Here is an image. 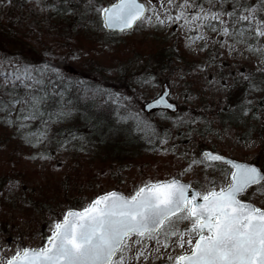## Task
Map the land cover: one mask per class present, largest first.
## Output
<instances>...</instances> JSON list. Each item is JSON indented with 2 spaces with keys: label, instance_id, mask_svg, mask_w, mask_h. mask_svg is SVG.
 <instances>
[{
  "label": "rangeland",
  "instance_id": "1",
  "mask_svg": "<svg viewBox=\"0 0 264 264\" xmlns=\"http://www.w3.org/2000/svg\"><path fill=\"white\" fill-rule=\"evenodd\" d=\"M58 1L31 0L29 4L34 6V11L23 13L21 25H16L10 32L0 27V96L9 100L12 96L23 95L24 90H14L13 83L40 81L38 75L42 77L45 72H58L65 78L77 76L74 78L81 82L93 81L108 94L104 104L107 110L96 101V113H122L132 117L129 128L139 133L140 141L121 145L123 155L104 157L103 146L104 152L108 153L113 142L123 139V132L122 135L105 136L103 146L99 145L91 123L78 126L77 120H81V115L85 117V110L90 107L76 110L75 104L67 100L56 108L55 113L59 114L54 125L44 126L41 135L38 129H26L28 118L17 126L15 132L14 124L20 122V119L15 121L16 113H42L39 107L52 103L42 102L43 94L38 110L24 105L25 110L21 111V104H17L11 110L1 111L0 115L9 113L11 118L5 115V124L0 120V130L8 134L9 139L0 143V264L24 247H42L47 240L42 234L48 233V236L51 233V225L61 218L63 208H68L67 199L74 203L83 201L86 206L95 195L104 191L116 189L130 196L145 182L171 177L188 181L201 192L212 181L217 189L227 185L231 167L206 161L202 153L204 149L214 148L230 157L254 161L264 171L261 140L255 137L243 139L237 135L238 131L261 126L264 131V80L251 79L253 72L254 75L257 71L264 74V53L255 51L264 48V38L250 32L246 22L232 24L227 16L222 17L228 21L224 26L232 31L227 37L222 31L211 30L212 27L222 29L218 22L193 20L194 16L203 15L201 7L231 12L233 0L223 4L221 0H214L215 7L209 0H189L192 7L184 9L179 5L185 0H176L171 6L168 0H140L149 9L145 17L150 19L137 22L123 32L109 31V39L103 35L101 17V25L92 18L94 23L90 24L96 32L95 38H101L98 42L101 49L99 46L86 54L82 53L83 48L80 57L73 60L79 50L63 44V23L54 20L50 25L49 15L55 19L61 11L56 7ZM66 1L75 6L81 4L84 8L92 6L96 11L97 7H105L115 0ZM260 2L239 0V4L247 6H258ZM181 11H184L187 22L184 17L175 22L169 19ZM241 11L238 6L237 12ZM258 16L264 17V13H258ZM157 17L162 24L158 23ZM242 30L244 35L240 36L238 33ZM21 31L26 35L23 36ZM84 41L88 42V39ZM161 47H165L164 51L173 50L174 54L168 62L159 65L154 58L155 51ZM69 48L72 56L66 53ZM16 51L39 58L40 69L36 72L31 60H13ZM26 69L32 79L16 80V76L22 75ZM134 71L136 74L131 80L128 74ZM232 82H235L233 87ZM248 84L251 86L249 91L240 93L241 85ZM165 86L169 88V99L176 103L177 109L174 112L166 109L144 111L143 103ZM60 92L64 94V90ZM239 95L245 101L237 118L238 124L233 126L227 121L224 124L215 121L209 128L208 120L215 116L208 111L227 108ZM57 127L62 128L60 135L55 134ZM194 160L200 163H193ZM185 169L189 170L185 172ZM242 199L264 207V187L252 186ZM186 226L180 225L181 228ZM146 243L148 259L141 258L130 264H170L168 256L181 251L174 243L167 250L160 248L159 251H156L159 246L154 241Z\"/></svg>",
  "mask_w": 264,
  "mask_h": 264
},
{
  "label": "snow or ice",
  "instance_id": "2",
  "mask_svg": "<svg viewBox=\"0 0 264 264\" xmlns=\"http://www.w3.org/2000/svg\"><path fill=\"white\" fill-rule=\"evenodd\" d=\"M225 2L227 0H221V4ZM175 3L176 0H168L170 6ZM209 3L215 7L214 0ZM238 6L242 9L239 13ZM179 7L184 9L192 4L185 0ZM232 9L227 12L201 7L203 15L194 16L193 20L216 21L222 29L212 27L211 30L222 31L227 37L232 35L229 27L224 26L228 21L222 19L227 16L232 24L246 22L250 32L264 38V17L258 16L264 13V0L258 6L233 0ZM147 10L138 0H116L109 7L96 8L104 28L121 32L150 19L145 17ZM182 17L187 22L184 11L169 19L175 22ZM157 20L163 23L158 17ZM238 34L243 36L244 31ZM255 51L264 53V48ZM28 79L32 77L27 69L16 76L21 82ZM39 102L40 98L35 96L30 99L12 96L6 102L0 100V111L11 110L17 104L31 105L38 110ZM204 158L230 165L231 179L226 186L217 189L212 181L201 192L172 178L145 182L130 196L116 191L98 195L81 210L70 209L62 220L55 221L42 247L18 250L7 264H130L141 258L148 259L145 255L147 241L159 246L156 251L167 250L174 243L181 251L168 256L170 264H264V207L242 199L252 186L264 187V172L211 153H205ZM193 163L200 162L194 160ZM181 224L187 226L181 228Z\"/></svg>",
  "mask_w": 264,
  "mask_h": 264
},
{
  "label": "trees",
  "instance_id": "3",
  "mask_svg": "<svg viewBox=\"0 0 264 264\" xmlns=\"http://www.w3.org/2000/svg\"><path fill=\"white\" fill-rule=\"evenodd\" d=\"M29 1L31 0H0V27L2 30L10 32V29L14 30L16 25L18 26L21 25V20H22L21 16H23V13L27 14V12L34 11V6L32 4H29ZM72 5L74 7H72ZM56 7L57 9H61V11L57 13L58 16L55 19L51 18V14L49 15L50 22H52L50 23V25L53 24L54 20H57L56 22L63 23L62 28L65 29L63 33L64 34L63 41L65 42H63V44H66L68 47H75L74 50L76 51L79 50L78 54L77 55L75 54L76 56L74 58L80 57V54H81L80 50L83 48H85L84 51L87 54V53L92 52V50H96L100 46L98 45V42H100L99 40L101 38L100 36L98 38H95L96 32L94 29H92L91 24H90L91 22L94 23L93 20L96 19L97 24L101 25L100 16L98 15L96 11L93 10L92 6L86 5L85 6L86 8H84L81 4L79 6L76 4L75 6L72 2L70 4L69 1L60 0L56 3ZM88 14L95 15V17L93 16L89 17ZM14 16H17V18L16 19L12 18ZM11 19H14V20H11ZM97 24L95 23V25ZM113 32H116V31H113ZM21 33L23 36L26 35L25 31H21ZM110 34L111 33L109 31H106L103 27V35H105L106 39H109ZM86 39H88V42L84 41ZM81 46L83 47L81 48ZM100 49H101V46H100ZM164 49L165 47H161V49H157L155 51L156 54H155L154 60H156L157 63H159V65L162 64V62H168V60H170L174 54L173 50L171 52H168L167 50L164 51ZM37 51L38 53H40L39 50ZM104 53L106 54L107 52H104ZM15 54L16 55L14 56V58H12L13 60H18V59L31 60L32 62L35 63L34 66L37 68L35 71L37 72L40 69V66L38 64L39 58H37L36 56L34 57L32 56L33 58L32 59L31 56L27 55L26 52L24 51L20 53H17L16 51ZM71 54L72 53L68 55L72 56ZM36 72L35 74H37ZM44 74H43L44 76L42 77L38 75V78L41 81L40 83H36V81H33V82L29 81L28 83L22 82V83H18L17 85H15L14 88L13 87L12 88L16 91L24 90L25 92L23 95H18L17 99H20L21 97L30 99L32 96L40 98V95L43 94L42 102H46V103L52 102L50 105H54V107L52 108L50 105L42 104L39 107V110L42 113H37V114H32V115H29L28 113H16L15 121L20 119V122H18L17 125L14 124L15 132H16L17 126L22 125L21 123L23 122L25 117H29L28 118L29 121L25 125L26 129H30V130L38 129V134L41 135L42 128L44 126L54 125L53 123H55L58 117V114H59V113H55L58 110L56 108H59V106L62 105L67 100L71 104L73 103L75 104L76 110L78 109L85 110L84 108L90 107V109L85 110L87 112L85 117L81 115V120L80 121L77 120L78 126L85 124V123L90 125L91 123L92 131L96 133L95 136L100 142L99 145L103 146L102 142H104L105 136L109 135L112 137L117 134L122 135L121 133L123 132V135H124V136L122 135L123 139L121 138V141L116 140L115 142H113L111 144L112 146L111 149L110 150L107 149L108 153L104 152L105 148L103 146L104 157H108V154L123 155V149L121 148V145L128 144L130 142L139 143L140 141L139 133H134L129 128V126H131L132 124V120H133L132 117H128L126 115H123L122 113H109L105 115L101 113H96V111L94 110L96 108V107L94 108L95 106L94 103L96 101H98L99 104L103 106L105 110H107L106 109L107 107L104 106L105 102L107 101V96H108L107 91L105 89H103L100 86H95L93 81H89V82L78 81V79L74 78L77 76L65 78L61 73H58V72H45ZM135 74H136L135 71L132 73L130 72V74H128V78L133 80L134 79L133 77ZM35 78L37 79V77ZM255 78H262L264 80V74L261 71H257L255 72V75H254V72H253L251 75V79H255ZM234 83L235 82L231 83L232 87ZM27 84L29 86L25 87ZM240 88H241L240 93H243L244 91H246L247 93L249 89L251 88V86L250 84L246 86L241 85ZM61 89L64 90V94H61L60 92ZM73 98H74V102H73ZM244 99H245L244 97L239 95L238 98L231 101V103L229 104V106H227V108H220L218 110H215L214 112L208 111V113H214L215 117L213 119L208 120L207 126L209 128H212L213 123L215 121H217V123H222V124H224V122L227 121L229 124L236 126L238 124L237 118L239 117V114L242 113V110L240 109H242V106H243L242 104L245 101ZM0 100H3L5 102L8 101V99L3 96H0ZM113 105H115V103H113ZM48 106H50L51 108ZM27 107L28 109H30L31 105H27ZM20 108H23L25 110V107L23 104H21ZM94 111L95 113H91ZM67 114L70 115V113H67ZM5 115L8 119L11 118L9 113L8 114L4 113V115L3 114L0 115V120L2 124L7 123V119ZM250 118L253 119V114L250 115ZM7 125H9V123L4 126H7ZM262 127L263 126L259 128L258 127L252 128V130H241V131H238L237 135L243 139H248L250 137L258 138L259 140H261L260 148L262 150L264 149V131L262 130ZM56 129L58 130L56 131L55 134L60 135L62 128L57 127ZM11 133H14V132H11ZM7 135L4 132L2 133L0 130V143L8 142L9 139ZM261 166L264 168V161H262ZM64 180L67 181V179H64ZM65 202L68 203L66 204L67 207H70V206L82 207L84 204L83 201L79 203L78 202L74 203L75 201L72 202L71 199H67ZM63 211H64V208H63ZM63 211L60 212L59 218L62 216ZM47 234L48 233L42 234V237L44 240L46 239Z\"/></svg>",
  "mask_w": 264,
  "mask_h": 264
},
{
  "label": "water",
  "instance_id": "4",
  "mask_svg": "<svg viewBox=\"0 0 264 264\" xmlns=\"http://www.w3.org/2000/svg\"><path fill=\"white\" fill-rule=\"evenodd\" d=\"M115 2H116V0L113 1V2H111V3H109L106 7H109L111 4H113V3H115ZM138 2L144 5V3H143L142 1L138 0ZM106 29H108V28H106ZM108 30H119V29H108ZM168 93H169V88H168L167 86H165L162 92H160L158 95H156V96H154V97L148 99L147 101H145L144 104H143V108H144L145 110H147V111H150V110H153V109H159V108H165V109H168V110H170V111H174V110L176 109V105H175L174 102H172V101L169 100V98H168ZM168 105H171V107H169ZM205 153H211L212 155H219V156L224 157L226 160L234 161V162L239 163V164H249V165H252V166H254V167H256V168H258V169H260V170L262 171V169L260 168V166H259L258 164H256V163L252 162V161H246V160L236 159V158L230 157V156H228V155L221 154V153H219V152H217V151H212V150H210V149L204 150V151H203V154H205ZM207 161H211V162H222V161H212V160H210V159H208ZM222 163H223V162H222ZM262 172H263V171H262ZM172 178H176V179L180 180L182 183L189 184L188 181L181 180V179H179V178H177V177H172ZM172 178L164 179V180H170V179H172ZM230 179H231V177H230ZM164 180H160V181H164ZM154 182H157V181H154ZM142 186H143V185H142ZM225 186H226V185H225ZM192 189L195 190V191H198V189L195 188V187H193V186H192ZM110 191H116V192H118V193H120V194L126 196L125 194H123L122 192H120V191H118V190H116V189H110V190L104 191V192H102V193H100V194H98V195H102V194L107 193V192H110ZM98 195H97V196H98ZM97 196H96V197H97ZM96 197H95V198H96ZM95 198H93V199H95ZM93 199H92V200H93ZM92 200H91V201H92ZM91 201H90V202H91ZM90 202H89V203H90ZM246 202H250V201H246ZM250 203H252V202H250ZM252 204H253V203H252ZM70 209H71V210H74V211H79V210H81L82 208H81V209H78V208H69V209H67L64 213H66V212H67L68 210H70ZM62 219H63V218H62ZM62 219H60V220H62ZM25 248L36 249V248H38V247H25ZM10 258H11V257H10ZM8 259H9V258H8ZM8 259H7V260H8ZM4 264H7V261H6Z\"/></svg>",
  "mask_w": 264,
  "mask_h": 264
},
{
  "label": "bare ground",
  "instance_id": "5",
  "mask_svg": "<svg viewBox=\"0 0 264 264\" xmlns=\"http://www.w3.org/2000/svg\"><path fill=\"white\" fill-rule=\"evenodd\" d=\"M66 53L70 54V53H71V50H70V49L67 50ZM82 53H86V52H85L84 50H82ZM77 54H78V52H76V55H77ZM76 55H75V56H76ZM75 56H74V57H75ZM74 57L72 58V60L74 59ZM69 60H71V59H69Z\"/></svg>",
  "mask_w": 264,
  "mask_h": 264
}]
</instances>
